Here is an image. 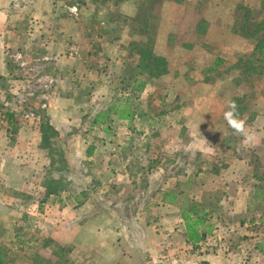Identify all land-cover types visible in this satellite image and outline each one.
Here are the masks:
<instances>
[{"label":"rangeland","instance_id":"1","mask_svg":"<svg viewBox=\"0 0 264 264\" xmlns=\"http://www.w3.org/2000/svg\"><path fill=\"white\" fill-rule=\"evenodd\" d=\"M211 1L0 0V214L18 218L1 221L0 264H264V146L223 119L235 101L259 129L264 1L237 4L246 52L207 70L176 45L202 43ZM114 102L133 117L102 115ZM186 198L212 224L196 244Z\"/></svg>","mask_w":264,"mask_h":264},{"label":"crops","instance_id":"2","mask_svg":"<svg viewBox=\"0 0 264 264\" xmlns=\"http://www.w3.org/2000/svg\"><path fill=\"white\" fill-rule=\"evenodd\" d=\"M164 6L167 7V5L173 4L171 1H166L163 2ZM242 3L244 5L250 6H256L258 5V0H215L214 2H209L208 6H205L204 9L205 12H203V17L207 22L208 30L206 31L205 38L202 41V43L198 44V46L192 47V48H184L181 45H176L178 49L182 51L183 54H188L190 60L197 61V64L203 65L201 68L208 67L207 70H210L214 66H218L221 62H223V58L230 56L231 54H234L238 52L239 54L245 53L247 49V40L239 35H236L235 33L232 32L231 27L234 23V12L236 9L237 4ZM211 12H216L217 15H210ZM2 13L3 11L1 10L0 7V26L3 23L2 19ZM2 19V20H1ZM163 26H160V38L162 42H167L168 43V35L171 34V29L169 30H163ZM219 27L223 29V31L227 34V36H222V39L217 38L214 36V28ZM226 40H231L235 43V46H227L229 44L228 42H225ZM221 42V44H220ZM219 45L220 52L218 54L212 53V49L210 48L211 46ZM224 51V52H223ZM210 53V55H209ZM206 54V60L209 58L212 60L211 62H206L204 63V57L203 55ZM169 59L168 57H166ZM165 58V59H166ZM166 59V60H167ZM186 60L184 58L182 61ZM170 62H173L172 59H169ZM255 123L258 124L257 127L259 129L255 130V140L253 141L254 145H259L261 144V147L264 146V111L260 113V115H257L255 118ZM1 197V196H0ZM1 200H6L5 198H1ZM17 206H20L22 208H25L21 203L17 202L15 203ZM3 210L2 214H0V226H1V221L5 219H9L8 221L10 222L11 220L16 223L17 216L13 219L12 217L8 216L12 212H7V208H1ZM81 209H84L81 207ZM19 215V212L18 214ZM70 216L74 219L76 217H81L82 214L81 212H76V214L70 213ZM69 217V215L67 216ZM70 222L71 220L66 219V222ZM17 223L19 224L20 221L17 220ZM70 227L69 224H67L63 229H68ZM51 228V227H50ZM49 229V228H48ZM53 231V228H52ZM206 261H209L210 264V258H206Z\"/></svg>","mask_w":264,"mask_h":264},{"label":"trees","instance_id":"3","mask_svg":"<svg viewBox=\"0 0 264 264\" xmlns=\"http://www.w3.org/2000/svg\"><path fill=\"white\" fill-rule=\"evenodd\" d=\"M144 55L143 53H140L141 58H144ZM146 55L150 56V58H152L151 60L154 63L161 60L160 58L154 56L153 54H146ZM137 89L138 90L141 89V86H138ZM125 103L123 105H121V103L117 104L116 102L110 104L107 108V112H103L102 115L105 116L108 114V112H114L119 119H131L133 117V110L130 106H128ZM40 127L42 129L40 131L43 132L44 134L45 132H47V130L50 132L57 133V131L51 126V124H49V122H45L44 125L43 123L40 124ZM167 193H166V195L168 196L166 197L167 201L169 203H173L174 202L173 199L175 195L169 192ZM254 195L257 196V191L255 192ZM261 195L262 198H264V193H262ZM179 209H180V216L183 221L186 232V239L192 244H196L204 240L206 234L211 231V227H212V224L208 223L206 217L204 216V212L206 208L200 205L198 202L186 198L179 203Z\"/></svg>","mask_w":264,"mask_h":264},{"label":"clouds","instance_id":"4","mask_svg":"<svg viewBox=\"0 0 264 264\" xmlns=\"http://www.w3.org/2000/svg\"><path fill=\"white\" fill-rule=\"evenodd\" d=\"M73 13L76 8L70 9ZM223 119L234 133L243 137V144L250 145L255 140V134L246 125V122L238 114V105L235 101H229L227 110L223 113Z\"/></svg>","mask_w":264,"mask_h":264}]
</instances>
